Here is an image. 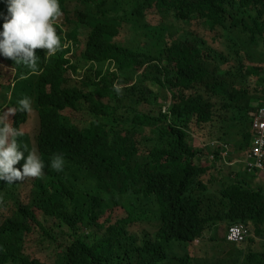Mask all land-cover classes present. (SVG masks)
I'll list each match as a JSON object with an SVG mask.
<instances>
[{"label":"trees","instance_id":"obj_1","mask_svg":"<svg viewBox=\"0 0 264 264\" xmlns=\"http://www.w3.org/2000/svg\"><path fill=\"white\" fill-rule=\"evenodd\" d=\"M59 2L61 46L34 49L38 72L0 56V115L31 98L32 112L7 119L45 161L39 177L0 181V264H216L204 248L229 241L208 234L236 223L250 234L232 264H264L252 250L264 187L195 147L228 145L236 130L239 150L251 143L264 0ZM53 154L61 171L47 166Z\"/></svg>","mask_w":264,"mask_h":264},{"label":"clouds","instance_id":"obj_2","mask_svg":"<svg viewBox=\"0 0 264 264\" xmlns=\"http://www.w3.org/2000/svg\"><path fill=\"white\" fill-rule=\"evenodd\" d=\"M6 15L0 23V56L14 61V65L26 67L31 73L39 71L34 49H43L54 54L61 46L53 21L62 15L59 0H4ZM13 65V66H14ZM23 75V73H22ZM29 96H22L16 105L8 107L7 113L0 115V181L13 184L25 177H39L45 161L35 151L19 144L17 137L22 135L20 128L13 127L7 119L15 112H32ZM23 160L20 168L14 165ZM65 165L62 154H53L47 166L61 171Z\"/></svg>","mask_w":264,"mask_h":264},{"label":"crops","instance_id":"obj_3","mask_svg":"<svg viewBox=\"0 0 264 264\" xmlns=\"http://www.w3.org/2000/svg\"><path fill=\"white\" fill-rule=\"evenodd\" d=\"M263 55H264V47L262 49V56H261V59L264 60ZM241 136L242 135L237 134V130L233 131L231 135L230 134L227 135L228 139L232 140L228 142V145L224 144L227 147L226 148L227 151H225L224 147H222L221 149L222 145L214 144V143L209 144L207 148H210L209 149L210 151L216 150L217 148V151L221 154L223 158L221 161L222 169L231 171L232 173H235V174L240 173V178L245 179V182H248V184L251 185L252 187H256V186L264 187V171L260 170V172H254L256 176H252L253 172H247V170L244 168V164H245L244 154L246 150H239L241 142L240 141L238 142V140L241 139ZM245 173H247V175ZM222 227L224 228L223 231L225 232L226 231L225 225L218 224L215 226L214 230H211L209 232L208 237H211L217 234L218 231H220ZM213 232H215V234ZM222 237H223V232L220 238ZM215 244L209 245L208 247L204 248V252H206V255H207L206 257L216 259L217 261L216 264H228L229 262L230 264H232V262L240 256V255L236 256L235 254L236 249L233 243H229V242L226 243L224 241H220V243L216 244V247H217L216 253L214 252ZM263 249H264L263 240L256 239L255 243L253 244L252 250L256 252H260Z\"/></svg>","mask_w":264,"mask_h":264},{"label":"built area","instance_id":"obj_4","mask_svg":"<svg viewBox=\"0 0 264 264\" xmlns=\"http://www.w3.org/2000/svg\"><path fill=\"white\" fill-rule=\"evenodd\" d=\"M253 137L244 154L245 167L248 171L264 167V98L252 123ZM250 232L244 224L236 223L227 227L226 240L240 243L247 239Z\"/></svg>","mask_w":264,"mask_h":264},{"label":"rangeland","instance_id":"obj_5","mask_svg":"<svg viewBox=\"0 0 264 264\" xmlns=\"http://www.w3.org/2000/svg\"><path fill=\"white\" fill-rule=\"evenodd\" d=\"M69 5H70V6H69V9L72 10L73 4L70 3ZM4 14H5V13H3V12L0 13V19H3V18H4ZM57 23H58V22H57ZM130 38H131V36H130ZM132 41H133V37H132L131 42L129 43V45L132 44ZM72 46H73V45H72ZM73 47H74V46H73ZM4 60H5V59H4ZM3 64L6 65V66H12V65H10V64H6V62H5V63L3 62ZM5 68H6V71L9 70L7 67H5ZM10 68H11V67H10ZM12 70L16 73V69H15V68L12 67ZM13 81H14V80H13ZM0 91H4V90H1V87H0ZM7 99H9V100H10V99H13L11 93L8 94V98H7ZM252 123H253V122H252ZM241 143H242V140H241ZM195 147H196L197 149H202L203 151H206V149H207V151L210 152L209 154L212 153V151L209 150L210 148H207L208 145H204V144L201 143L200 141H199V142H196V146H195ZM222 147H224V148H225V151H227V150H226L227 147H226L225 145H222V146H221V149H222ZM241 153H242V152H241ZM239 157H240V156H239ZM19 162H20V164H22V163H23V160H21V161H19ZM262 169H264V168H262ZM262 169H261V170H262ZM246 170H247V169H246ZM254 171H256V170H254ZM254 171H248V170H247V172H254ZM258 171H260V170H258ZM241 172H242V171H241ZM140 228H150V227H148V225H145V224H144V225L140 226ZM223 230H224V228L222 227L221 230L218 231L217 234H215V232H213V233L216 235V236H215L216 240H217V237H218V238L221 237L222 232H223V235H224V233H225L226 231L224 232ZM216 242H218V241H216ZM218 243H220V242H218ZM212 244H213V243H211V245H212ZM214 244H215V243H214ZM214 244H213V245H214ZM216 244H217V243H216ZM216 244H215V250H214L215 253H216V250H217ZM218 247H220V246H218ZM244 248H247V246H244ZM253 251H254V250H253ZM208 253H209V251H208ZM210 263H211V262H210ZM211 264H212V263H211Z\"/></svg>","mask_w":264,"mask_h":264},{"label":"bare ground","instance_id":"obj_6","mask_svg":"<svg viewBox=\"0 0 264 264\" xmlns=\"http://www.w3.org/2000/svg\"><path fill=\"white\" fill-rule=\"evenodd\" d=\"M261 45V44H260ZM257 47H258V45H257ZM39 49V48H38ZM257 53H259V52H257ZM258 55V54H257ZM68 57V56H67ZM255 57H257L256 55H255ZM263 57H264V55H263ZM11 61V60H10ZM254 62V61H253ZM7 64V63H6ZM86 67V66H85ZM74 68V67H73ZM81 68H82V66H81ZM83 69V68H82ZM67 70V69H66ZM68 71V70H67ZM70 72V71H69ZM4 82V81H3ZM23 82V81H22ZM27 83V82H26ZM152 85V84H151ZM150 85V86H151ZM19 86V85H18ZM21 86V85H20ZM24 87V86H23ZM29 86H27V88H28ZM27 88H23V89H27ZM21 89H22V87H21ZM5 91V90H4ZM15 91V90H14ZM22 91V90H21ZM58 95V94H57ZM20 96V95H19ZM58 98V97H57ZM264 98V97H263ZM62 100V99H61ZM263 100V99H262ZM261 100V101H262ZM260 104H261V102H260ZM260 104H259V107H260ZM259 109V108H258ZM252 131V130H251ZM215 144H220V145H224V144H221V143H215ZM245 162V161H244ZM244 168L245 169H247L246 167H245V164H244ZM264 168V167H263ZM262 169V168H261ZM256 170V169H255ZM251 171H254V170H251ZM232 174V173H231ZM253 176V175H252ZM256 176V175H255ZM263 177V176H262ZM255 178H257V177H255ZM41 181V180H40ZM39 182V181H38ZM37 182V183H38ZM40 183V182H39ZM2 215V214H1ZM39 218V217H38ZM4 219V218H3ZM242 224V223H241ZM5 240V239H4ZM5 242V241H4ZM6 243V242H5Z\"/></svg>","mask_w":264,"mask_h":264}]
</instances>
